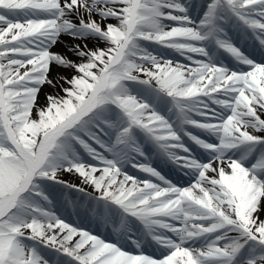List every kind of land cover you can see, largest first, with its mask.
I'll list each match as a JSON object with an SVG mask.
<instances>
[{"label":"snow or ice","instance_id":"obj_1","mask_svg":"<svg viewBox=\"0 0 264 264\" xmlns=\"http://www.w3.org/2000/svg\"><path fill=\"white\" fill-rule=\"evenodd\" d=\"M230 28L264 54V0H0V264H264V63ZM62 35L80 41L68 49L77 59L51 51ZM53 65L72 74L54 81ZM46 84L63 95L41 105ZM148 143L189 186L137 160ZM65 190L113 224L115 242L57 215Z\"/></svg>","mask_w":264,"mask_h":264},{"label":"bare ground","instance_id":"obj_2","mask_svg":"<svg viewBox=\"0 0 264 264\" xmlns=\"http://www.w3.org/2000/svg\"><path fill=\"white\" fill-rule=\"evenodd\" d=\"M110 22L115 23L114 21H110ZM79 42H80V41H74L71 37H69V36H67V35H62V36L60 37V40H59L58 43L56 44V46L52 47L51 51H53V52H57V53L65 54V55H67L70 59L75 60V59H77V57H75L71 52H69L68 49H69V47H71L73 44H75V43H79ZM90 42H91V41H90ZM90 42H88L89 45H92V44H90ZM91 43H93V42H91ZM93 44H94V43H93ZM101 46H103V45H101ZM178 62H179V61H178ZM181 63H185V62L181 61ZM71 74H72V70H69V69H63V68H58V67H56V66L53 65V67H52V71H51V73H50V78L54 79V81H57V80H58V77H59L60 75L70 76ZM64 86L67 87V85H64ZM48 93H52V94L59 93L60 95H63V93L59 91V84L57 85V88H56V89H53L51 86H49V85L46 84V85H44V86L42 87L41 92H40V94H39V97H38V103H39V104H41V105L44 104V102H45V101H44L45 94H48ZM162 114L167 115V112H166V111H162ZM261 118L264 119V115H262ZM172 119H173V118H172ZM201 119H202V118H201ZM213 122H215V121H213ZM189 130H191V128H189ZM201 138H202V137H201ZM183 139H184V138H183ZM187 141H188V140H185V139H184V143H185L186 146H188V142H187ZM142 147H143V145H142ZM188 147H189V146H188ZM176 151H177L178 154H180V155H185L184 153L180 152V150H178V149H177ZM148 178L152 179L153 177H149L148 174H147V178H146V179H148ZM61 179L66 180V181H68V182H70V183L77 184V185H79V186H81V187H84L88 192H91V191H92V189H91L90 187H88L87 185H83V184H81L79 178H78L77 176L73 175V174H70V173H63V174L61 175ZM138 180H139V179H138ZM152 181H155V180L152 179ZM77 205H78V204H77ZM73 207H74V206H73ZM83 211L86 212V213H85L86 215H83V214H81V213H80V214L74 213V218H75L76 220H80V219H82L83 217H84V219L87 218V217H89L90 220L92 219V217L94 218V216L92 215V213H91L90 211H87L86 209L83 210ZM55 212L57 213V215L61 216V213H59V212H57V211H55ZM82 220H83V219H82ZM96 221H97V223L99 222V224H101V230H99V232H96L97 229L93 230V229H91V228H89V227H87V226H83V225H81V221H79V223H75V224H73V226H76V227L82 228L83 230L89 231L90 233H92V234H94V235H97V236H99V237L102 238V239L107 240V237L105 236V232H104V226H105V231L107 232V231H109V229H113V224L109 223V224L105 225V224L101 223L98 219H96ZM169 222H171V221H169ZM173 223H175V222H173ZM178 226H179V224H178ZM133 231H136V230L133 229ZM113 233H115V232L113 231ZM169 235H171V233H169ZM114 239H117V237H114Z\"/></svg>","mask_w":264,"mask_h":264},{"label":"rangeland","instance_id":"obj_3","mask_svg":"<svg viewBox=\"0 0 264 264\" xmlns=\"http://www.w3.org/2000/svg\"><path fill=\"white\" fill-rule=\"evenodd\" d=\"M90 44H92V45H89V47H93V46H94L93 43L90 42ZM125 167H126V166H125ZM124 170H125V169H124ZM183 187H186V186L184 185ZM163 254H164V251L158 253L157 255H159V256H155V255H152V256H153L154 258H162V255H163Z\"/></svg>","mask_w":264,"mask_h":264}]
</instances>
